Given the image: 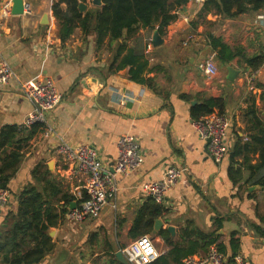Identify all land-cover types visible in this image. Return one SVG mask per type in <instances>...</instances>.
Returning a JSON list of instances; mask_svg holds the SVG:
<instances>
[{
	"label": "crops",
	"instance_id": "obj_1",
	"mask_svg": "<svg viewBox=\"0 0 264 264\" xmlns=\"http://www.w3.org/2000/svg\"><path fill=\"white\" fill-rule=\"evenodd\" d=\"M4 1L11 2L7 16L2 15ZM23 1L30 4V13L12 14V0H0V64L6 62L16 76L0 84V129L27 128L22 158L8 184V202L0 208V228L12 222L9 212L16 211L20 191L35 187L45 191L59 215L66 206L67 211L47 231L53 249L33 264H113L112 259L122 264L115 252L141 235L151 237L158 256L174 247L182 259L202 255L213 245L225 255L240 254L252 264H264V188L246 183L247 168L259 162L251 135L264 125V71L253 90L242 78V71L251 68L246 60L262 57L264 6L224 17L215 7H205V0H188L171 10L174 19L163 33L158 24L154 29L140 25L114 58L116 41L106 37L97 48L94 34L79 26L61 40L54 0ZM84 2L83 14L95 8ZM155 30L162 41L157 46L152 44ZM209 36L229 47L234 54L229 61L220 62ZM131 55L135 62H128ZM210 55L217 72L207 76L199 63ZM137 64L144 65L138 75L144 82L131 76ZM227 66L239 71L234 80L226 78ZM42 78L54 82L61 101L47 113L46 125L26 127L23 121L32 103L22 86ZM208 99L219 102L210 113L230 119L227 156L220 162L208 155L192 125L193 108ZM123 134L137 140L141 166L117 176L115 197L96 217L71 220L67 213L75 199L67 205L62 195L72 197L77 181L63 164L58 145L91 144L111 167ZM241 145L247 148L239 153ZM169 167H185L186 172L158 203L141 186L160 180ZM152 203L162 207L153 221ZM156 219L162 222L159 229ZM135 223L141 235H133Z\"/></svg>",
	"mask_w": 264,
	"mask_h": 264
},
{
	"label": "trees",
	"instance_id": "obj_2",
	"mask_svg": "<svg viewBox=\"0 0 264 264\" xmlns=\"http://www.w3.org/2000/svg\"><path fill=\"white\" fill-rule=\"evenodd\" d=\"M80 1L85 0L53 1L52 13L59 23L60 39L67 38L73 28L79 26L83 33L94 34L97 48H100L106 37L110 43L116 41L117 46L114 50V58H116L124 49L125 40L133 36L140 25L154 29L155 24H158L156 29L163 33L164 27L174 19L171 10L185 4L188 0H102L101 6H92L95 8L89 9L84 14L78 8ZM205 4V7H215L224 17H231L242 12L261 9L264 6V0H205ZM232 8L235 9L232 10ZM209 40L211 46L217 50L220 62L224 63L233 57L234 54H231L225 43L213 36H209ZM130 57L128 62H135L134 55ZM262 61L263 57L246 60L251 69L258 68ZM143 67V64H137L135 70H131L134 80L144 82L143 78H138ZM218 103L216 100L208 99L201 106L193 108V120L210 113L213 107L219 106ZM254 126L257 127L258 124ZM26 131L27 128L12 125L3 126L0 129V189H8L10 178L17 172L23 154L22 148L27 138ZM251 139L259 149V162L247 168L249 176L246 183L264 188V125L257 127ZM246 148V145H241L238 152L241 153ZM71 198L73 196L67 193L62 195L67 205ZM16 201V211L9 212L12 222L6 228H0V264L37 263L53 249L54 243L47 231L58 222L60 215L67 211V206L60 210L59 215L51 207L45 191H38L35 187L24 188L17 195ZM152 204L151 221L162 211L161 206ZM137 227L135 223L134 236L141 235L143 232ZM165 238H169L167 234ZM194 247L195 245L192 249ZM177 249L174 250L173 247L166 255L158 256L149 264H180L183 258L179 259L181 252ZM111 263L119 264L114 259Z\"/></svg>",
	"mask_w": 264,
	"mask_h": 264
},
{
	"label": "built area",
	"instance_id": "obj_3",
	"mask_svg": "<svg viewBox=\"0 0 264 264\" xmlns=\"http://www.w3.org/2000/svg\"><path fill=\"white\" fill-rule=\"evenodd\" d=\"M202 1V0H197ZM10 1H4L2 15L10 13ZM30 4L23 1V13H30ZM263 61L256 69H245L242 78L246 81L249 90H253L264 71ZM203 74L210 76L217 72V65L213 55L199 63ZM16 78L12 68L3 62L0 64V84H7ZM22 94L32 103V110L27 114L23 125L29 127L33 124L46 125V115L61 101V94L50 78H42L25 83ZM124 99L120 102L123 103ZM230 119L225 114L208 113L193 120L200 139L206 143L208 155L215 162L222 161L227 156L225 136ZM117 157L114 164L106 166L98 156L97 149L91 144L70 146L61 142L57 152L61 154L63 164L72 172L77 184L72 191L76 205L67 214L71 220L78 221L85 217H96L104 205L112 200L118 189L117 176L127 175L138 169L143 162L140 146L133 135L123 134L117 141ZM186 172L185 167H169L160 180L143 183L141 188L154 201L162 202L166 191L176 183L177 179ZM9 199V190L0 189V208L5 206ZM129 264H149L159 255L153 240L148 235H142L120 249ZM180 264H252L251 261L240 254L225 255L215 246H210L202 255H189L182 259Z\"/></svg>",
	"mask_w": 264,
	"mask_h": 264
},
{
	"label": "water",
	"instance_id": "obj_4",
	"mask_svg": "<svg viewBox=\"0 0 264 264\" xmlns=\"http://www.w3.org/2000/svg\"><path fill=\"white\" fill-rule=\"evenodd\" d=\"M91 4L93 6H101L102 5V0H91ZM78 8L80 11H83L86 8V3L80 1L78 3ZM23 12V0H12V8H11V13L12 14H20ZM161 37L158 33L157 30H155L152 34V44L154 46H157L161 44ZM239 74L238 70L233 69L230 66H227V79L229 80H234L237 75ZM75 206V203H72L70 208H73ZM162 225V222L160 219H156L155 221V229H159ZM167 230L170 232L171 235L174 233V229L172 226H168ZM115 259L119 261L122 264H129V262L125 259L123 256L122 252L120 250L115 252Z\"/></svg>",
	"mask_w": 264,
	"mask_h": 264
},
{
	"label": "rangeland",
	"instance_id": "obj_5",
	"mask_svg": "<svg viewBox=\"0 0 264 264\" xmlns=\"http://www.w3.org/2000/svg\"><path fill=\"white\" fill-rule=\"evenodd\" d=\"M89 1V3H91V1L90 0H88ZM85 3V2H84ZM92 5V4H91ZM93 6V5H92ZM150 237V236H149Z\"/></svg>",
	"mask_w": 264,
	"mask_h": 264
}]
</instances>
